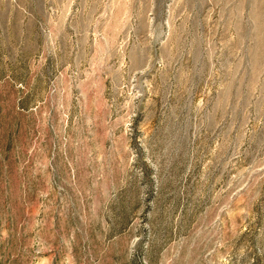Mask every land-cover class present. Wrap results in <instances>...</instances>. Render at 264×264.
<instances>
[{"label": "rangeland", "instance_id": "374dc122", "mask_svg": "<svg viewBox=\"0 0 264 264\" xmlns=\"http://www.w3.org/2000/svg\"><path fill=\"white\" fill-rule=\"evenodd\" d=\"M0 264H264V0H0Z\"/></svg>", "mask_w": 264, "mask_h": 264}]
</instances>
